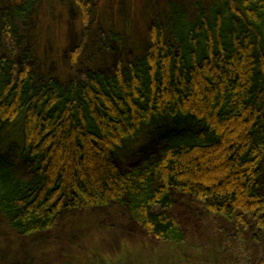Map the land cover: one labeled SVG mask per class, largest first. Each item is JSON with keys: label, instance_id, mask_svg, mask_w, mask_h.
Listing matches in <instances>:
<instances>
[{"label": "trees", "instance_id": "obj_1", "mask_svg": "<svg viewBox=\"0 0 264 264\" xmlns=\"http://www.w3.org/2000/svg\"><path fill=\"white\" fill-rule=\"evenodd\" d=\"M41 1L12 0L0 12V137L19 119L24 137L0 154V215L12 229L41 234L67 210L116 204L144 232L180 245L186 197L264 233V0H172L142 57L67 81L1 52ZM74 3L88 21L93 0ZM168 120L163 146L120 169L119 148Z\"/></svg>", "mask_w": 264, "mask_h": 264}, {"label": "rangeland", "instance_id": "obj_2", "mask_svg": "<svg viewBox=\"0 0 264 264\" xmlns=\"http://www.w3.org/2000/svg\"><path fill=\"white\" fill-rule=\"evenodd\" d=\"M170 1L93 0L86 21L74 0H42L19 24L17 44H3L8 50L1 52H19V63H27L33 73L60 81L89 71L108 74L144 55L153 19ZM11 2L0 0V12ZM172 127L168 120L143 128L117 151L120 169L157 152ZM22 129V119L8 126L0 137L1 155L12 154L14 142L23 144ZM258 192L264 195V163ZM194 206L180 198L178 212L187 228L186 243L180 245L163 243L144 232L116 204L67 210L53 230L27 237L0 215V264H264V233L254 224L245 229Z\"/></svg>", "mask_w": 264, "mask_h": 264}]
</instances>
